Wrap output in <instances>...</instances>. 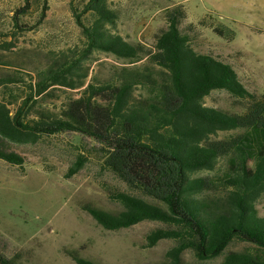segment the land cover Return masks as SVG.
Listing matches in <instances>:
<instances>
[{
    "label": "trees",
    "instance_id": "obj_1",
    "mask_svg": "<svg viewBox=\"0 0 264 264\" xmlns=\"http://www.w3.org/2000/svg\"><path fill=\"white\" fill-rule=\"evenodd\" d=\"M85 13L91 14L88 25L77 19L85 38L81 58L58 59L42 70L27 98L10 103L14 114L0 99V159L24 162L3 148L4 141L35 144L42 135L77 133L84 152L125 186L106 189L121 205L118 212L83 206L104 229L162 224L146 235L145 247L172 240L164 264H192L183 260L186 252L201 262L224 256L218 264H264V216L258 209L264 198V95L250 92L231 64L195 49L194 35L207 22L186 25L183 4L165 10L166 27L152 47L113 32L118 15L108 0H88ZM209 26L223 39L235 36L222 23ZM93 52L126 63L87 82L84 60ZM22 79L6 75L0 85L8 89ZM55 86L83 90L58 111L36 109L41 100L35 97L43 100ZM218 90L242 101L244 110L207 106L206 98ZM83 155L75 171L83 167ZM236 241L254 250L225 254ZM71 255L77 264H99ZM0 264L22 263L0 256Z\"/></svg>",
    "mask_w": 264,
    "mask_h": 264
},
{
    "label": "rangeland",
    "instance_id": "obj_2",
    "mask_svg": "<svg viewBox=\"0 0 264 264\" xmlns=\"http://www.w3.org/2000/svg\"><path fill=\"white\" fill-rule=\"evenodd\" d=\"M88 0H0V80L14 74L23 78L6 89L0 85V99L11 105L20 103L31 92L37 75L58 59L78 60L85 50V38L77 19L85 24ZM118 19L113 32L132 43L154 45V36L166 27L164 12L183 4L188 13L186 25L198 27L194 35L197 51L210 53L231 64L240 81L252 93L264 95V0H108ZM220 23L235 32L231 40L218 36L209 25ZM84 63L90 79L104 76L113 65L125 60L103 52H93ZM82 89L55 86L47 92L36 109L58 111L70 98H78ZM207 106L241 113L245 105L224 90L206 98ZM3 148L20 155L21 166L0 159V256L15 258L22 264H77L71 252L99 264H164L167 252L175 245L161 241L145 247V237L158 222L146 221L128 229H104L83 209L92 204L118 212L121 205L111 201L108 186H125L101 163L89 157L77 133L42 135L35 144L9 140ZM84 154L85 163L75 171ZM264 216V198L258 203ZM254 250L246 242H233L225 254ZM215 260L198 261L191 252L183 260L192 264H218Z\"/></svg>",
    "mask_w": 264,
    "mask_h": 264
}]
</instances>
